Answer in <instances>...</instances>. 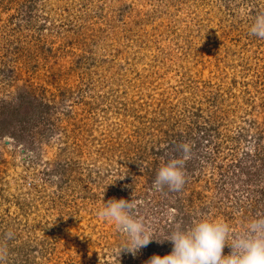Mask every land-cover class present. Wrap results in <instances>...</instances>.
I'll return each instance as SVG.
<instances>
[{"label": "rangeland", "instance_id": "1", "mask_svg": "<svg viewBox=\"0 0 264 264\" xmlns=\"http://www.w3.org/2000/svg\"><path fill=\"white\" fill-rule=\"evenodd\" d=\"M5 4L0 264H146L171 254L183 214L232 234L264 214V39L250 35L264 0ZM140 140L145 158L118 167ZM181 144L193 191H155ZM110 199L133 200L151 232L135 254L97 214Z\"/></svg>", "mask_w": 264, "mask_h": 264}, {"label": "clouds", "instance_id": "2", "mask_svg": "<svg viewBox=\"0 0 264 264\" xmlns=\"http://www.w3.org/2000/svg\"><path fill=\"white\" fill-rule=\"evenodd\" d=\"M250 35L264 39V13L255 17ZM180 149L182 159H171L158 169L152 185L155 191L183 188L186 180L182 169L191 149L188 144H181ZM97 214L126 234L128 240L121 249L135 254L153 240L144 222L134 217L133 200L110 199L103 202ZM166 240L173 244L171 254L154 255L146 264H264V214L251 220L239 234H232L230 226L221 219H202L188 228L177 225ZM226 244L231 248L228 255L223 254Z\"/></svg>", "mask_w": 264, "mask_h": 264}, {"label": "trees", "instance_id": "3", "mask_svg": "<svg viewBox=\"0 0 264 264\" xmlns=\"http://www.w3.org/2000/svg\"><path fill=\"white\" fill-rule=\"evenodd\" d=\"M7 1L8 0H0V6L5 7V5H6L5 3ZM9 2H10V0H9ZM19 3L20 2L16 1V4H19ZM26 7L29 8L28 5ZM31 8L28 11L29 13H31ZM12 32H13L12 35L14 36V34H16L18 32V30L13 29ZM8 39H9V41L11 43H13V40H12L11 37H9ZM121 150L122 151H120V153H122L121 154L122 160L117 163V164H119L118 167H121L122 164H128L130 166V170H132V169H135V167L139 165L138 164V161H140L141 159L145 158L144 155H143V153L145 151V146H144L142 140L138 141L137 143L136 142L133 143V145L132 146H129L127 149L125 147H123ZM156 151L159 152L160 150L157 149ZM118 167H116V170H117ZM262 167H263V165H262ZM121 170L122 169H119V171H121ZM191 179L193 180V177ZM191 179L185 178L186 182L183 185V188L186 187V191L187 190L188 191H190V190L193 191L192 188L190 189V185H191V182H192ZM259 193H260V196L262 198H264V191H260ZM196 195L197 196H200L199 195V192L196 191ZM263 201H264V199H263ZM186 203H187V205H190L192 203L191 196L186 197ZM182 206H184V202H182ZM183 210H184V207H183ZM183 213H184V211H183ZM189 218H190V215L188 217L185 214H183V216H181L180 221H179V224H180V227L181 228H188V226L192 225V224H190L191 221H190ZM173 219H177V217L175 216V217H173Z\"/></svg>", "mask_w": 264, "mask_h": 264}, {"label": "water", "instance_id": "4", "mask_svg": "<svg viewBox=\"0 0 264 264\" xmlns=\"http://www.w3.org/2000/svg\"><path fill=\"white\" fill-rule=\"evenodd\" d=\"M5 142L8 143L9 141L6 140Z\"/></svg>", "mask_w": 264, "mask_h": 264}]
</instances>
